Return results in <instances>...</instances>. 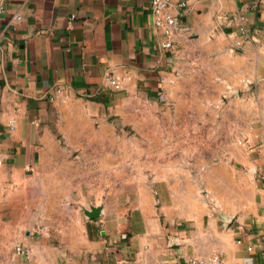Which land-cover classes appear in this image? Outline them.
<instances>
[{
    "label": "crops",
    "instance_id": "obj_1",
    "mask_svg": "<svg viewBox=\"0 0 264 264\" xmlns=\"http://www.w3.org/2000/svg\"><path fill=\"white\" fill-rule=\"evenodd\" d=\"M0 8V212L30 210L31 192L41 204L25 216L37 228L14 238L30 255L12 264H188L218 253L220 264H264V0H171L172 49L151 0ZM77 97L98 112L165 106L214 129L170 132L182 141L151 149L129 193L122 179L101 195L89 182L63 195L75 183L44 172L46 124ZM91 204L103 216L88 219Z\"/></svg>",
    "mask_w": 264,
    "mask_h": 264
},
{
    "label": "rangeland",
    "instance_id": "obj_2",
    "mask_svg": "<svg viewBox=\"0 0 264 264\" xmlns=\"http://www.w3.org/2000/svg\"><path fill=\"white\" fill-rule=\"evenodd\" d=\"M230 97L229 94L224 100ZM98 111L84 97L66 99L53 110L46 124L53 140L50 152L45 155L44 172L52 179L56 175L75 183L73 188L63 187V195H70L71 190L76 191L85 182H89V195H101L104 188L117 189L122 179L129 193L133 190L132 181L139 175V164L150 158L151 149L182 141L171 138V133L214 129L213 123L204 128L205 124L197 120L186 122L187 116L181 112L176 115L175 110L169 112L165 106L154 107L135 100L126 101L120 111L118 108ZM55 148L62 150L61 154L55 153ZM31 194L30 210L15 203L9 211L0 212V264L16 262L13 259L16 234L38 226L40 220L25 217L41 205L39 193Z\"/></svg>",
    "mask_w": 264,
    "mask_h": 264
},
{
    "label": "built area",
    "instance_id": "obj_3",
    "mask_svg": "<svg viewBox=\"0 0 264 264\" xmlns=\"http://www.w3.org/2000/svg\"><path fill=\"white\" fill-rule=\"evenodd\" d=\"M170 1L171 0H151V8L154 17V24L161 28L164 34L169 38L164 43V48L172 49L173 42L171 41L170 37L174 33L175 29L178 26V18L175 14L170 11ZM187 2H182L181 6H186ZM3 10L2 8H0ZM72 17H75L74 15ZM18 20L21 19L19 15L16 16ZM243 33H246L245 27L240 28ZM241 45V43H238ZM111 83L118 87L119 84L116 80H111ZM239 243L241 240L238 241ZM253 247L249 246V250H252ZM16 253L24 256L30 255L29 248L23 247L22 245H16L15 247ZM221 263V253L215 254L209 258H192L190 259L188 264H220Z\"/></svg>",
    "mask_w": 264,
    "mask_h": 264
},
{
    "label": "water",
    "instance_id": "obj_4",
    "mask_svg": "<svg viewBox=\"0 0 264 264\" xmlns=\"http://www.w3.org/2000/svg\"><path fill=\"white\" fill-rule=\"evenodd\" d=\"M82 210L88 219L99 218V217L103 216V214H104L103 204H99V205L91 204L89 207H82ZM220 219L223 222V225L225 227H228L233 220V216L222 214V215H220Z\"/></svg>",
    "mask_w": 264,
    "mask_h": 264
}]
</instances>
